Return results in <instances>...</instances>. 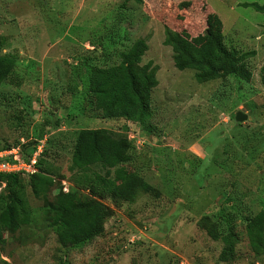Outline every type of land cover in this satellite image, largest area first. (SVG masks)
I'll list each match as a JSON object with an SVG mask.
<instances>
[{"label":"rangeland","instance_id":"374dc122","mask_svg":"<svg viewBox=\"0 0 264 264\" xmlns=\"http://www.w3.org/2000/svg\"><path fill=\"white\" fill-rule=\"evenodd\" d=\"M264 0H0V57H15L0 82V148L31 156L53 191L87 195L72 184L99 175L116 185L138 178L129 199L100 200L108 212L100 236L63 248L44 218V201L22 177L30 220L3 234L6 264H264L244 230L264 215V15L241 3ZM221 21L223 43L243 54L251 78L233 75L197 83L178 71L165 31L194 38L205 19ZM136 40L140 65L155 68L150 133L86 108L79 73L119 63ZM79 72V73H78ZM75 87L78 91H75ZM85 109L80 113V105ZM245 120L237 121L236 114ZM103 129L129 144L131 162L113 169L71 161L78 131ZM38 169V168H37ZM1 188V185H0ZM1 190V189H0ZM212 230L216 239L208 235ZM232 232L233 259L218 260L221 237ZM264 233V225H263Z\"/></svg>","mask_w":264,"mask_h":264},{"label":"trees","instance_id":"16d2710c","mask_svg":"<svg viewBox=\"0 0 264 264\" xmlns=\"http://www.w3.org/2000/svg\"><path fill=\"white\" fill-rule=\"evenodd\" d=\"M239 6L251 8L264 15V4L251 2L241 3ZM205 24L204 34L194 38L165 31L163 44L171 49L174 67L178 71H194L197 83L222 80L230 75L248 82L251 74L243 62V54L223 43L220 19L215 14H208ZM145 51L144 40H136L126 52L119 54L117 65L107 68L81 65L84 66L85 72H78V78L80 82L84 79L83 102L87 109L98 112L101 119L134 123L142 131L150 133L153 128L150 123V92L157 82L154 76L155 68L151 63L140 65ZM15 60L13 56L0 57V82L13 68ZM75 91H78L76 87ZM84 109L83 104L78 111L83 113ZM71 161L84 175L94 164L106 169L127 165L131 162L129 144L125 140L111 137L103 129L78 131ZM37 168V173L29 176L19 173L0 175V185L3 184L0 190V253L5 243L3 234L13 236L30 220V212L23 197L22 177L28 178L32 195L44 201L46 223L63 248L82 246L101 235L109 215L100 200L106 197L129 199L136 186L143 190L149 189V186L138 178L124 185H116L99 175L92 178L86 175V182L73 180L72 184L87 191V195L71 192L63 194L60 189H55L52 200L47 202L46 193L52 186L51 180L40 175L39 167ZM263 225V212L256 214L244 225L248 244L255 256L264 253ZM208 235L216 239L212 230L208 231ZM221 240L223 247L218 260H232L234 245L237 242L235 235L227 231ZM1 260L0 264H6Z\"/></svg>","mask_w":264,"mask_h":264},{"label":"built area","instance_id":"2783aa9c","mask_svg":"<svg viewBox=\"0 0 264 264\" xmlns=\"http://www.w3.org/2000/svg\"><path fill=\"white\" fill-rule=\"evenodd\" d=\"M40 152L39 147L31 156H21L18 148L11 147L0 149V175L5 174H22L29 176L37 173V155ZM3 184L1 185V188ZM0 188V189H1ZM4 237V236H3ZM0 259L5 260L0 253Z\"/></svg>","mask_w":264,"mask_h":264},{"label":"water","instance_id":"95a60500","mask_svg":"<svg viewBox=\"0 0 264 264\" xmlns=\"http://www.w3.org/2000/svg\"><path fill=\"white\" fill-rule=\"evenodd\" d=\"M235 119H236L237 121H243V120H245L246 118H245V116H244L243 114L238 113V114H236Z\"/></svg>","mask_w":264,"mask_h":264}]
</instances>
